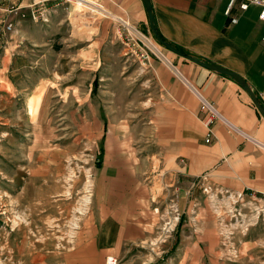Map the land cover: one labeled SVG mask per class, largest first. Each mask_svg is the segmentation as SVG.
I'll list each match as a JSON object with an SVG mask.
<instances>
[{
	"label": "rangeland",
	"instance_id": "rangeland-1",
	"mask_svg": "<svg viewBox=\"0 0 264 264\" xmlns=\"http://www.w3.org/2000/svg\"><path fill=\"white\" fill-rule=\"evenodd\" d=\"M85 1L50 3L45 19L19 35L47 44L38 45L34 57L28 107V98H20L0 111V254L16 250L18 264L36 249H70L93 236L100 227L98 206L112 186L111 165L120 161V140L125 153L146 147L136 141L145 136L142 103L160 86L145 72L142 55L164 60L147 38L128 46V28L109 18L101 1ZM40 70L44 79L36 81ZM165 196L161 200L168 201ZM162 206L154 210L161 218L153 231L172 232V264H264V200L191 194L172 182L171 224ZM207 231L216 232L218 244L198 263L186 256L191 250L185 245ZM210 240L207 249L215 239ZM143 253L114 257L118 264H168L167 257Z\"/></svg>",
	"mask_w": 264,
	"mask_h": 264
},
{
	"label": "crops",
	"instance_id": "crops-1",
	"mask_svg": "<svg viewBox=\"0 0 264 264\" xmlns=\"http://www.w3.org/2000/svg\"><path fill=\"white\" fill-rule=\"evenodd\" d=\"M37 1L6 0V5L28 6ZM99 1L109 18L161 45L142 0ZM228 1L151 0L159 35L183 53L198 55L241 75L264 104V22L259 20L260 9L250 6L244 12L234 11L239 22L231 25L225 15ZM15 21L16 34L0 58L2 113L20 98H28V107L27 100L33 95L26 92L35 88L30 82L34 79V57L38 45L47 44L26 35V40H20L19 35L25 28L31 29L34 21ZM146 41L164 60L151 59L145 69L160 86L146 94L142 103L145 136L136 141L146 147L125 153L124 140H120V161L116 159L111 165L113 176L106 173V178L108 174L112 177V186L106 189L108 200L98 206L100 227L93 236H83L70 249H36L24 264H105L107 256L139 258L145 257L143 252L167 257L172 264V232L153 231L161 218L154 210L161 204L172 223V182L183 183L191 194L202 190L206 195L234 200H264V118L251 97L232 78L161 45L167 52L164 54L155 42ZM38 63L42 66L43 59ZM41 73L36 71V81L44 79ZM203 102L219 116L209 126L205 124L208 112L201 109ZM210 131L212 138L207 143ZM154 193L159 195L151 200ZM161 194L168 201L161 200ZM211 237L215 240L207 249ZM194 241L185 245V250H191L186 256L199 258L198 263L218 244L215 231L197 234ZM16 256V250L9 249L8 255L0 254V264H18Z\"/></svg>",
	"mask_w": 264,
	"mask_h": 264
},
{
	"label": "built area",
	"instance_id": "built-area-1",
	"mask_svg": "<svg viewBox=\"0 0 264 264\" xmlns=\"http://www.w3.org/2000/svg\"><path fill=\"white\" fill-rule=\"evenodd\" d=\"M77 0H38L33 5L24 6L20 5H6V0H0V12L5 14V17L0 18V58L9 45L10 42L13 41V36L16 31V19L26 20L31 18L34 22H39L45 19V16L49 13V4L52 2H57L55 7L59 5L65 4H73ZM250 6H257L260 9L259 12V20L264 22V0H229L227 4V8L225 10V15L229 19L231 25H236L239 22V18L235 15L234 11L239 10L241 12L247 11ZM129 30V29H128ZM147 38L143 36L141 33H131L129 30L126 34V39L128 40L129 45H140L143 44V38ZM148 39V38H147ZM264 40V39H263ZM142 59L149 63L150 57L149 55L143 54ZM202 110H206L208 112L209 118L205 120V124L209 126V124L215 120L219 119L218 114L215 110L210 107L207 102H203L201 106ZM212 138V133L210 131L206 142L210 143ZM119 261L116 257L110 256L107 258L105 264H118Z\"/></svg>",
	"mask_w": 264,
	"mask_h": 264
},
{
	"label": "water",
	"instance_id": "water-1",
	"mask_svg": "<svg viewBox=\"0 0 264 264\" xmlns=\"http://www.w3.org/2000/svg\"><path fill=\"white\" fill-rule=\"evenodd\" d=\"M142 2L146 8L147 13H148L150 27H151L154 35L156 36V39L160 42L161 45H163L166 49H168V50H170V51H172L178 55L183 56L185 59L192 61V62H194L200 66H203L204 68L210 70L211 72H215V73H218V74L232 78L235 82H237L248 93V95L251 97L254 105L258 109L259 113L264 118V107L262 106V104L260 102L259 96L255 94V92L251 89V87L249 86L247 81L241 75H239L235 72H232V71H230V70H228V69H226V68H224L218 64H215L213 62L204 61L198 55L191 54V53L185 54V53L181 52L176 46H174V44H172L171 42L163 41L162 39H160L152 2H151V0H142Z\"/></svg>",
	"mask_w": 264,
	"mask_h": 264
},
{
	"label": "trees",
	"instance_id": "trees-1",
	"mask_svg": "<svg viewBox=\"0 0 264 264\" xmlns=\"http://www.w3.org/2000/svg\"><path fill=\"white\" fill-rule=\"evenodd\" d=\"M160 36V39H162L163 41H167V40H165L161 35H159ZM185 54H187V53H189V52H187V51H185L184 52ZM202 60H204V61H208V62H210L209 60H206L205 58H202V57H200ZM261 102V101H260ZM261 104H262V106L264 107V104L261 102ZM101 161H102V156H100V158H99V160H98V163H100L101 164Z\"/></svg>",
	"mask_w": 264,
	"mask_h": 264
},
{
	"label": "bare ground",
	"instance_id": "bare-ground-1",
	"mask_svg": "<svg viewBox=\"0 0 264 264\" xmlns=\"http://www.w3.org/2000/svg\"><path fill=\"white\" fill-rule=\"evenodd\" d=\"M79 1V6H83L84 4H86L85 0H78Z\"/></svg>",
	"mask_w": 264,
	"mask_h": 264
}]
</instances>
